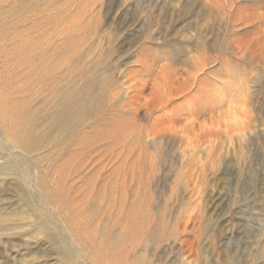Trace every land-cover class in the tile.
<instances>
[{
	"label": "rangeland",
	"instance_id": "obj_1",
	"mask_svg": "<svg viewBox=\"0 0 264 264\" xmlns=\"http://www.w3.org/2000/svg\"><path fill=\"white\" fill-rule=\"evenodd\" d=\"M0 264H264V0H0Z\"/></svg>",
	"mask_w": 264,
	"mask_h": 264
},
{
	"label": "bare ground",
	"instance_id": "obj_2",
	"mask_svg": "<svg viewBox=\"0 0 264 264\" xmlns=\"http://www.w3.org/2000/svg\"><path fill=\"white\" fill-rule=\"evenodd\" d=\"M144 228V227H143Z\"/></svg>",
	"mask_w": 264,
	"mask_h": 264
}]
</instances>
